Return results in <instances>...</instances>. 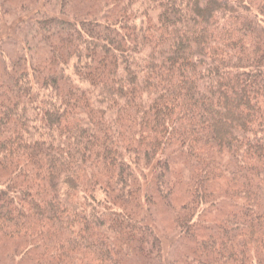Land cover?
Segmentation results:
<instances>
[{
    "label": "trees",
    "instance_id": "16d2710c",
    "mask_svg": "<svg viewBox=\"0 0 264 264\" xmlns=\"http://www.w3.org/2000/svg\"><path fill=\"white\" fill-rule=\"evenodd\" d=\"M29 1L0 61V234L30 264H162L151 168L193 264H264V0Z\"/></svg>",
    "mask_w": 264,
    "mask_h": 264
},
{
    "label": "rangeland",
    "instance_id": "374dc122",
    "mask_svg": "<svg viewBox=\"0 0 264 264\" xmlns=\"http://www.w3.org/2000/svg\"><path fill=\"white\" fill-rule=\"evenodd\" d=\"M0 0V61L7 59L8 64L10 58L8 52L11 54L16 50L20 51L19 46L28 45L24 40L28 35H34L35 18L38 8L32 10L34 5L29 4V0H5L2 4ZM37 1V0H36ZM45 0L38 2L39 7L44 10ZM15 41L18 43L15 44ZM13 43L15 45H9ZM34 49L37 54L44 56V49L37 41L34 40ZM27 56L29 59L32 54L30 52H17L16 56ZM40 63H30L25 69L29 70L30 77L34 76V70L31 67H37ZM0 72H2L0 70ZM171 151V150H170ZM145 173L141 177V192L139 195L140 210H143L142 217L148 218L149 222H153L152 226L155 228L157 235L160 237L163 245L162 249V264H193L190 253L192 243L188 238L181 236L179 231L174 226L175 210L167 206L164 200L155 195L153 188V172L151 168H145ZM153 194L156 203L145 200V194ZM176 205H179L181 199L174 200ZM153 205V206H152ZM153 213L152 218L149 216ZM188 241V243H187ZM19 240L10 238L0 234V264H30L26 258L20 255L22 247L18 245ZM22 252V251H21ZM146 257H135L128 261L127 264H148ZM125 264V263H124Z\"/></svg>",
    "mask_w": 264,
    "mask_h": 264
}]
</instances>
